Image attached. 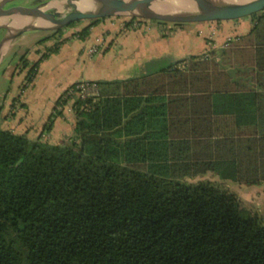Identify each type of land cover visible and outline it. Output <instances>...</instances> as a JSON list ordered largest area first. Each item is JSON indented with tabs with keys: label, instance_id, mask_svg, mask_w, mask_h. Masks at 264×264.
Segmentation results:
<instances>
[{
	"label": "trees",
	"instance_id": "trees-1",
	"mask_svg": "<svg viewBox=\"0 0 264 264\" xmlns=\"http://www.w3.org/2000/svg\"><path fill=\"white\" fill-rule=\"evenodd\" d=\"M230 42L95 83L65 143L0 130V264H264V214L183 182L264 186V12Z\"/></svg>",
	"mask_w": 264,
	"mask_h": 264
},
{
	"label": "crops",
	"instance_id": "crops-1",
	"mask_svg": "<svg viewBox=\"0 0 264 264\" xmlns=\"http://www.w3.org/2000/svg\"><path fill=\"white\" fill-rule=\"evenodd\" d=\"M21 20L16 19L15 21L20 22ZM29 22L30 20L27 19L24 23ZM167 28L159 25V23L154 25L150 21H139L138 24L132 23L124 29L120 23L100 20L99 23L90 27L88 36L84 40L78 38V33L83 29L79 32L68 29L61 30L58 34H52L47 38V41L37 43L33 50L20 57L13 69L12 76L19 77L17 84L20 82L24 86H20L19 94L13 99L11 98L12 101L16 99L12 103V113L9 112V104L5 108L6 114L4 116L7 125L21 130L20 134L27 133L28 137L33 140L39 137H33V133L36 135L42 133L43 141L50 144L53 141V144H59L54 142L58 141L62 134L67 133L70 134L69 137L71 136L75 120L69 105L59 109L57 103L65 91L73 85L80 82L97 83L100 81L126 80L144 74L150 67L168 65L195 56L197 52L187 50L184 42L180 41L179 37H175L176 33L169 32ZM245 30L246 23H237L233 28L232 25H225L221 29V33L230 32L236 38L247 34L249 30ZM211 31L215 36L216 32ZM0 32H2L0 38L1 64L4 58L12 53L13 41L22 34L11 33L4 29H1ZM192 40L194 39L192 38ZM91 48H97L98 53L90 55L89 50ZM84 56L94 61L91 65L93 70H97L100 65L104 64L105 66H112L111 77L107 80H97L83 76ZM22 57L30 64L40 61L31 82L26 80L28 69L22 68L20 63ZM92 69L89 68V70ZM37 82L46 86L47 95L43 96V106H40L37 111L35 108H31V112L26 96L30 90L35 88ZM59 112L61 115L55 117L51 131H43L48 118ZM12 114L14 117H11ZM12 118L15 120L13 121ZM9 130L15 132L12 128ZM239 191L249 194L251 197L255 196L258 206L264 214V202L262 200L264 186H245Z\"/></svg>",
	"mask_w": 264,
	"mask_h": 264
},
{
	"label": "rangeland",
	"instance_id": "rangeland-1",
	"mask_svg": "<svg viewBox=\"0 0 264 264\" xmlns=\"http://www.w3.org/2000/svg\"><path fill=\"white\" fill-rule=\"evenodd\" d=\"M40 4L42 3L35 4L34 0H17L12 4V6H23V7L31 8L38 6ZM43 10L45 12L57 11L59 14L63 15L68 11V8L64 7L58 9L56 6L50 5L44 8ZM260 15H263V13H260L259 15L255 16L256 18L247 17L230 22L183 23V24L159 23V25L168 27L167 30L169 32L171 31H173V33L175 32L176 33L175 37H179L180 41L184 42L187 50L190 51L194 50V52H197L195 53V55L207 57L211 54V52H214L215 57L219 59L220 51L227 49L229 47L228 44L231 43L230 41L235 40V37H233L234 34L231 35L230 32L227 34L224 32L221 33V29L225 27V25H232L233 28L237 25V23L238 24L246 23V30H249V28L254 26L257 17H259ZM101 20L109 21V23H115V22L118 24L120 23L124 26V29H125V24L131 21H134L133 24L135 23L138 24L139 21L141 22L148 21L138 17H132V14H120L111 18H106ZM94 21H98L97 23H99L100 20L81 21L75 23L72 26H69L68 28L61 30L64 31L71 29V31L79 32L83 28H85V26L91 24ZM150 23L154 25L158 24V22L156 21H150ZM200 28H202L203 30H198ZM211 30H214L216 32L215 36ZM164 32H166V30H164ZM52 34L53 32H42V31H31V32L23 33L13 41L12 53L10 54V56L4 58V60L0 64V130L12 128V130H14L15 133H19L21 131L19 129L11 127L10 125H7L6 117L4 116L6 114L5 108L8 104H9L8 107L10 108L9 112L12 113L13 111L12 99L13 97H16L19 94L18 91L19 87L23 85V83L20 84V82L17 84V79L19 77H17L16 75L12 76V72L18 60L20 59L21 56L24 55V53H28L29 51L33 50V48L39 41L44 39H46L47 41V38ZM1 35L2 32H0V38ZM181 35L183 36L181 37ZM192 38L194 40H192ZM97 53H98V49H97ZM83 58H84V69L82 72L83 76H89L97 80H107V78L111 77L110 74H111L112 66H105L104 64V65H100V67H98L97 70H93L92 69L93 67L91 65L93 64L94 61L90 60L85 56ZM182 64L180 65V67H182ZM89 68L92 70H89ZM45 90H46V86L43 83L37 82L35 88L27 93L26 98L28 99V103L30 104L28 105H29V110L31 112H32L31 108H35V110L37 111V109H39L40 106H43L44 103L43 96H45V94L47 95ZM72 104L73 102L69 106L71 107ZM11 117H14V114H12ZM12 119L13 121L15 120V118ZM69 135L70 134L67 133L62 134L59 140L54 143L62 144L67 142ZM32 136L36 138L39 136V134L36 135L33 133ZM51 143L53 144V141H51ZM183 182L186 183L187 185L209 183L211 185L218 186L224 190L236 194L240 198V200L244 203L245 208L251 211L253 214L258 215L259 217L263 216V211L258 206L257 198L255 196L251 197L249 194H244L239 191L240 189H244L245 186L239 187V186H235L232 183H223L216 176L212 174H208L200 178L187 179L186 181ZM262 197H263L262 200L264 202V192L262 193Z\"/></svg>",
	"mask_w": 264,
	"mask_h": 264
},
{
	"label": "water",
	"instance_id": "water-1",
	"mask_svg": "<svg viewBox=\"0 0 264 264\" xmlns=\"http://www.w3.org/2000/svg\"><path fill=\"white\" fill-rule=\"evenodd\" d=\"M17 0H0V30L23 34L29 31L56 32L71 24L88 20H101L120 14H132L148 21L159 23H208L230 22L258 15L264 12V0H236L223 8H211L205 2L197 9L177 14H159L152 10L151 0H50L35 7L12 6ZM161 2V0H157ZM178 8H183L190 0H171ZM87 2L91 10L81 11L77 4ZM61 6L68 11L61 15L57 11L45 12L50 6ZM51 17V19H48ZM28 19L32 23L16 22V19Z\"/></svg>",
	"mask_w": 264,
	"mask_h": 264
},
{
	"label": "bare ground",
	"instance_id": "bare-ground-1",
	"mask_svg": "<svg viewBox=\"0 0 264 264\" xmlns=\"http://www.w3.org/2000/svg\"><path fill=\"white\" fill-rule=\"evenodd\" d=\"M199 1H203L206 3V5H209L211 8H223L231 3H233L235 0H190L187 2L186 5H184L183 8H178V5L176 2H172L171 0H161V2H158L157 0H151L150 4L152 5V10H154L156 13L159 14H177L180 12H188L193 11L194 9H197L201 5ZM58 9H61V6H56ZM77 7L81 11H88L93 8V6L87 2H80L77 4ZM20 22L24 23V18ZM48 19H51V17H48ZM32 23V21L30 20ZM29 22V23H30ZM69 27V26H68Z\"/></svg>",
	"mask_w": 264,
	"mask_h": 264
},
{
	"label": "built area",
	"instance_id": "built-area-1",
	"mask_svg": "<svg viewBox=\"0 0 264 264\" xmlns=\"http://www.w3.org/2000/svg\"><path fill=\"white\" fill-rule=\"evenodd\" d=\"M97 53V48H92L89 50L90 55ZM185 63L182 64L183 68ZM98 95V86L95 83L90 82H80L72 87H70L60 98L58 108L61 109L64 106L70 105L72 102L74 104L75 100H85L87 98H94ZM73 104L71 106V111H73ZM74 112V111H73Z\"/></svg>",
	"mask_w": 264,
	"mask_h": 264
}]
</instances>
